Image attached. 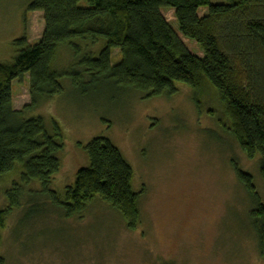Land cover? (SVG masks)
I'll use <instances>...</instances> for the list:
<instances>
[{
  "label": "rangeland",
  "instance_id": "374dc122",
  "mask_svg": "<svg viewBox=\"0 0 264 264\" xmlns=\"http://www.w3.org/2000/svg\"><path fill=\"white\" fill-rule=\"evenodd\" d=\"M32 1L0 0V63L13 61L16 40L26 37L35 44L41 38L43 14L29 11ZM79 6L86 7V0ZM205 12L200 9L199 16ZM161 13L188 50L203 56L196 42L181 36L174 10ZM73 53L60 52V68L68 64L74 71L90 55L86 48ZM120 59L114 51L112 63ZM28 78L12 84L18 110L30 102ZM61 83L63 94L30 114L43 118L50 130L58 124L63 133L61 170L51 190L64 200L77 171L89 166L85 147L105 138L133 170V190L141 193L140 225L128 230L121 216L100 201L66 219L35 195L41 185L33 181L0 229V264H264L250 220L254 206L234 171L235 164L253 176L264 205L260 156L249 159L242 151L214 90L199 94L176 83L174 95L145 99L107 85L80 92L64 79ZM21 174L17 165L0 179V209H7L6 192L20 183Z\"/></svg>",
  "mask_w": 264,
  "mask_h": 264
},
{
  "label": "trees",
  "instance_id": "16d2710c",
  "mask_svg": "<svg viewBox=\"0 0 264 264\" xmlns=\"http://www.w3.org/2000/svg\"><path fill=\"white\" fill-rule=\"evenodd\" d=\"M80 2L33 0L29 11L43 14L41 38L35 44L26 37L16 40L13 61L0 63V179L22 167L20 183L6 192L9 205L0 209V229L33 181L41 185L39 195L34 194L66 219L100 201L121 216L128 230L140 225L141 193L133 190V170L105 138L85 147L89 166L77 171L64 200L51 190L61 170L63 133L58 124L50 130L43 118L30 114L63 94L62 79L80 92L107 85L145 99L174 95L176 83L199 94L214 90L242 151L249 159L260 156L264 182V0H86V7ZM163 9L174 10L181 36L196 42L203 56L188 50ZM200 9L206 10L202 16ZM101 41L105 44L96 54ZM82 48L90 55L81 58L78 69L59 67L60 52L78 55ZM114 51L121 55L117 64L112 63ZM26 75L30 102L18 110L12 84ZM234 171L254 206L250 220L263 252L264 205L253 176L235 164Z\"/></svg>",
  "mask_w": 264,
  "mask_h": 264
}]
</instances>
